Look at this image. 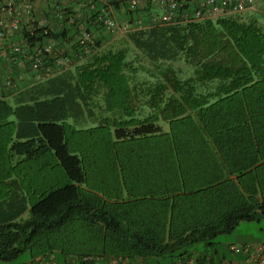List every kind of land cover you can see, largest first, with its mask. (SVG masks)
Instances as JSON below:
<instances>
[{
	"label": "trees",
	"instance_id": "16d2710c",
	"mask_svg": "<svg viewBox=\"0 0 264 264\" xmlns=\"http://www.w3.org/2000/svg\"><path fill=\"white\" fill-rule=\"evenodd\" d=\"M114 5L130 22L151 11ZM100 7L84 10L94 47L106 37ZM239 13L127 33L148 61L142 80L128 43L105 44L42 92L0 96V261L228 258L191 246L264 218V26ZM177 59L191 75L177 74Z\"/></svg>",
	"mask_w": 264,
	"mask_h": 264
},
{
	"label": "built area",
	"instance_id": "2783aa9c",
	"mask_svg": "<svg viewBox=\"0 0 264 264\" xmlns=\"http://www.w3.org/2000/svg\"><path fill=\"white\" fill-rule=\"evenodd\" d=\"M37 0H0V96H9L26 84L42 81L69 69L78 57L89 55L94 47V23L84 10L101 6L96 18L103 30L110 34L143 26L142 16L131 22L119 21L114 2L130 11L142 13L144 7L155 6L149 12L147 26L156 23H176L189 20L216 18L242 12L254 5L255 0H45L43 8ZM100 5H96V2ZM42 9V10H41ZM89 15V14H88ZM135 25V26H132ZM146 26V27H147ZM66 30L67 34H62ZM81 44L74 51L73 42ZM231 251L243 250L240 259L221 258L212 261L197 255L183 257L174 264H264V242L230 244ZM79 260L81 261L79 263ZM71 264H101V256L84 254L70 256ZM21 264H61L54 256H40ZM104 264H133L127 259L111 257Z\"/></svg>",
	"mask_w": 264,
	"mask_h": 264
},
{
	"label": "rangeland",
	"instance_id": "374dc122",
	"mask_svg": "<svg viewBox=\"0 0 264 264\" xmlns=\"http://www.w3.org/2000/svg\"><path fill=\"white\" fill-rule=\"evenodd\" d=\"M151 9L154 12H157L156 10L157 8L155 6H153ZM121 10L124 13L121 12ZM125 15H127V13L123 9V7H121L119 10L116 11V17L120 21L127 20L126 19L127 16ZM239 17L243 20H246V19L248 20L250 18H253L257 20V22L260 25L264 26V0H255L254 5L252 7L239 13ZM147 21L148 19L145 21V18H142L141 22L137 23L136 25L143 26L142 28H146ZM132 26H135V25H132ZM132 30H136V29H131L128 31H120V32H116L115 34H109L110 37L115 36L114 43H112V45L121 46L125 44L126 46L128 41H125L124 40L125 38L123 37L124 35L126 36L127 33H129ZM129 44L130 43L127 44L129 46V49L127 50L128 51L127 58L131 59L133 61V64L135 65H137L138 63L148 64L147 63L148 61L146 58L142 57L141 55L140 57L135 56V54L137 55L140 53H138V50H136L135 48H132ZM139 64H138V67H136L137 71L135 73V78L138 80H142V78L148 76V74L145 71V69H142V67L139 68ZM173 65L176 68L177 74L182 78L192 74V65L187 63L183 59H177L173 61ZM204 87L205 85L203 84L199 85L200 89H203ZM9 100L13 102L12 99H9ZM94 110L95 112H97L98 108L95 106ZM146 111L147 109L144 112ZM89 123H90V120H89ZM162 123H163V126L166 127V123L165 122H162ZM14 159H17V155H14ZM55 172L59 176L63 175L61 174L62 171L60 167H56ZM25 216H27V211L23 212L21 215V217H25ZM259 242H264V218L263 217L259 219H249V220L242 219L235 225V227L232 230L217 234L213 238V242L211 244H205L204 241L201 240L199 242L192 244L191 248H193L196 251L205 249L208 252H213V250L216 249L218 254L225 253L228 258H232L234 256L239 255V252H243V250L241 249L239 252L231 251L229 248L230 244L241 245V244H254V243H259ZM55 254L57 257H59L56 252ZM67 255H72V254H67ZM25 257H26V253L23 252L19 257L15 258L14 260L20 261V260L25 259ZM69 257L70 256H68L67 258ZM58 260L61 261V258H58Z\"/></svg>",
	"mask_w": 264,
	"mask_h": 264
},
{
	"label": "crops",
	"instance_id": "0c3cea01",
	"mask_svg": "<svg viewBox=\"0 0 264 264\" xmlns=\"http://www.w3.org/2000/svg\"><path fill=\"white\" fill-rule=\"evenodd\" d=\"M47 2L45 1V0H37L36 1V6H38L39 8H43L44 6H47ZM42 10V9H41ZM121 12H123L122 10H121ZM124 13V12H123ZM118 19V18H117ZM120 21V20H119ZM107 30H104V32H106ZM103 32V31H102ZM103 32V33H104ZM94 34L95 35H98V33H96V31L94 30ZM109 32H106V34H105V38L104 39H102V44L103 45H105V46H109L110 44H112V43H114V38H115V36H113V37H110L109 36ZM122 36V35H121ZM123 38H126V36L124 35V37ZM115 47H116V45H115ZM118 47V46H117ZM91 56V55H90ZM89 55H84V56H82L81 58H83L84 60L85 59H87V58H89L90 57ZM83 59H81V60H83ZM79 60L80 59H76L75 60V63L69 68V69H74V67L76 66V64H78L79 63ZM58 74V73H57ZM56 74H54L53 76H55ZM53 76H50L49 78H46L45 80H42V81H35L34 83H30V84H26V85H24L23 87H22V89L21 90H18V91H16V92H27L28 91V89L29 88H32V93H30L31 95L32 94H34V92L36 91H34L33 89H38V91L39 92H42L43 90H44V87L47 85V81L51 78V77H53ZM37 91V92H38ZM16 92H13L11 95H9L8 96V99H12V101L14 102V96H13V94L14 93H16ZM26 96H27V94H25ZM13 96V97H12ZM50 256H54V253H50L49 254ZM55 257V256H54ZM244 257V253L243 252H239V255H237V256H234V257H232L233 259H238L239 261H240V259H242ZM32 259H35V258H26V259H24V261L26 262V261H30V260H32ZM56 259V258H55ZM57 260V259H56ZM61 264H63V262H61V261H59ZM0 264H14L13 262H7V261H3V260H1L0 261Z\"/></svg>",
	"mask_w": 264,
	"mask_h": 264
},
{
	"label": "clouds",
	"instance_id": "9594fccd",
	"mask_svg": "<svg viewBox=\"0 0 264 264\" xmlns=\"http://www.w3.org/2000/svg\"><path fill=\"white\" fill-rule=\"evenodd\" d=\"M33 260V259H32ZM31 261V260H30ZM25 262V261H24ZM23 263V262H22Z\"/></svg>",
	"mask_w": 264,
	"mask_h": 264
}]
</instances>
